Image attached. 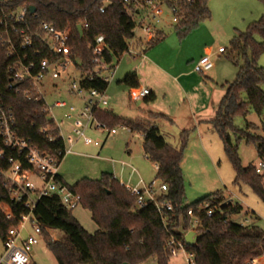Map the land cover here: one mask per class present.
Wrapping results in <instances>:
<instances>
[{
    "label": "trees",
    "instance_id": "obj_1",
    "mask_svg": "<svg viewBox=\"0 0 264 264\" xmlns=\"http://www.w3.org/2000/svg\"><path fill=\"white\" fill-rule=\"evenodd\" d=\"M24 1L36 7V24L46 21L58 29H70L71 54L76 66L82 70L81 87L106 91L109 79L103 75V70L115 67V56L126 50L133 37L135 19L130 5L124 0H17V3ZM260 1L264 4V0ZM209 2L169 0L178 8L179 20L175 27L181 40L212 18ZM79 25L82 26V33ZM100 34L111 44L112 51H95V40ZM164 37L165 31H161L160 37L153 40L149 48ZM36 44L41 47L39 42ZM29 52L32 56V51ZM263 53L264 14L231 40L229 58L238 67L237 77L227 83L226 92L210 123L222 139L236 169V182H247L264 199V174L257 172L256 164L243 166L239 155V142L245 139L255 144L258 156L264 160V124L260 126L246 119L252 111L258 115L264 111V66L259 64ZM36 58L54 59L55 56L42 48ZM14 59V56L8 55L6 46L0 40V100L14 111L18 134L42 151L58 156L62 162L66 154L65 140L59 126L45 110L46 101L36 100L35 93L27 98L24 93L8 87L10 66ZM103 64L107 68H103ZM120 82L127 88L139 87L137 72L127 73ZM155 99L156 94L151 92L145 97V102ZM92 111L97 120L111 130L116 126H126L131 132L142 134L145 155L157 164L155 180L168 186L167 192L158 197L160 200H170L174 209L168 211V221L164 222L153 201L140 207L137 196L112 173L104 172L98 179L84 177L74 186H70L58 174V180L80 195V205L91 212L92 219L98 225L96 231L89 232L73 215V209L63 204L59 195L42 196L33 212L43 228L44 241L59 264H145L151 258L156 259L157 264H170L172 255L168 242L172 237L182 240L186 249L195 254L196 264H251V260L264 255V228L257 223L233 221L232 216L241 213L244 206L226 199L223 190L191 203L186 201L182 162L192 130L182 132L180 145L174 146L153 119L128 118L100 106H94ZM153 114L165 117L162 113ZM236 116L245 118L244 126L236 124ZM11 158L29 166L23 154L7 149L6 158L0 160V168L8 169ZM2 203L11 207L14 217L6 216ZM206 203L209 206H205ZM190 209L193 210L191 215L188 213ZM209 209H213L212 215H208ZM28 212L29 208L13 199L0 172L2 238ZM196 219L199 222L194 226ZM54 229L62 232V236H52L51 230ZM190 230L196 231L197 239L193 245H188L185 239Z\"/></svg>",
    "mask_w": 264,
    "mask_h": 264
},
{
    "label": "rangeland",
    "instance_id": "obj_2",
    "mask_svg": "<svg viewBox=\"0 0 264 264\" xmlns=\"http://www.w3.org/2000/svg\"><path fill=\"white\" fill-rule=\"evenodd\" d=\"M209 7L212 18L204 22L209 26L208 29L201 37L195 39L192 35L191 37L194 39L189 37L188 41H184V39L181 41L171 13L166 11V20L162 24L165 37L155 46L160 56L164 57V62H156L150 51L146 53L152 61L160 66L172 64L182 67L188 66V60H185L186 54H198L204 44L212 46L215 67L205 74L209 76L213 74L217 86L225 91L227 83L234 81L238 73V67L229 58L231 40L239 31H245L250 23L261 18L264 14V4L260 0H210ZM220 47H225L226 52L219 53ZM140 58L141 56L132 57L126 54L119 62L115 61V68L103 70V75L109 79L105 94L110 99L109 104H100L101 108L125 117H131L141 111L140 106L144 100L142 98L134 100L130 95L129 88L120 82L127 73L122 74V66H137L140 63ZM259 64L264 66V53L259 58ZM176 73L178 71L173 72V74ZM81 75V68L71 64L62 77L48 82L46 87V98L50 105H53L57 100H65L68 103L66 108L53 106L52 110L61 125L67 147L73 144L72 149L65 154L59 166V173L70 186H74L78 180L84 177L98 179L104 172L114 174L124 184L135 186L136 182L133 180L140 176L135 174L131 177L132 168L123 166L122 163V161H127L136 166L143 177L148 176V184L153 182L157 175V169L155 163L145 157L141 133L116 126L118 133L111 134V129L108 127L93 126L86 129V135L93 140L100 141V145L86 144L83 139L76 138L77 136L73 133L74 121L64 118V113L67 112L69 106L73 105L77 108L73 115L77 116L78 111L85 105L88 92L72 91V83H79ZM224 85L225 87H222ZM158 117L151 112L148 118ZM246 119L261 126L264 124V111L261 115L252 111ZM235 122L242 127L246 120L242 116H236ZM163 131L166 133L167 139L177 146V142H173V133L167 132L166 129ZM258 133H261V130H258ZM69 136L75 137L73 143L68 141ZM195 142H197L196 139ZM194 144L190 141L187 145L182 163L186 201L191 203L212 192L223 190L226 199L232 198L233 201L244 206L241 213L232 216L233 221L242 224L257 223L264 228V199L247 182H236V169L228 157L218 133H216L215 141L211 143L209 150L201 149V145H197V147ZM239 155L243 166L257 164L260 161L255 144L247 142L245 139L239 142ZM72 212L89 232L97 230L98 225L92 219L88 209L78 205ZM51 232L55 238L62 236V232L58 230L54 229ZM23 233L25 234V232ZM4 249V241L0 235V257L4 253ZM186 257L187 252L180 250L177 255L171 256L169 263L187 264ZM32 260L36 264H59L43 239L33 247ZM145 264H157V261L151 258Z\"/></svg>",
    "mask_w": 264,
    "mask_h": 264
},
{
    "label": "built area",
    "instance_id": "obj_3",
    "mask_svg": "<svg viewBox=\"0 0 264 264\" xmlns=\"http://www.w3.org/2000/svg\"><path fill=\"white\" fill-rule=\"evenodd\" d=\"M124 2L131 7V13L135 19V28L126 50L121 55L115 56L114 62L116 60L119 62L126 54L132 57L141 56V61H144L147 58L146 52L150 43L160 37V32L164 31L162 24L166 20V11L171 13L176 24L179 20L178 8L170 4L169 0H124ZM31 7L32 5L27 1L17 3V0H0V27L2 29L0 30V40L6 46L8 55L15 57L10 66L11 75L8 87L24 93L27 98L33 97V93H35L36 100L44 99L46 101L45 110L59 126L62 134L61 125L52 110L53 106L66 108L68 103L65 100H57L53 105H50L46 98V87L48 82L62 77L69 66L75 64L71 54V31L69 28L58 29L54 24L46 21L36 24L35 20L38 18V13L37 10L32 12ZM38 42L41 47L36 44ZM94 47L97 53H102L105 50L112 51L111 44L106 41L103 34L96 37ZM42 48L55 58L38 60L36 56L41 54ZM226 50L225 47H220L218 52L224 53ZM29 51H32V56ZM102 66L107 68L105 64ZM214 66L215 62L212 55L205 54L196 62L194 69L197 72L205 73L213 69ZM72 91L78 93L85 91L88 92V95L84 107L78 111L77 116L73 115L77 108L71 105L64 113V118L74 121L73 133L77 136L76 138L83 139L86 144L100 145V141L93 140L86 135V129L93 126L105 127L103 123L97 120L92 108L100 104H109V97L105 91L83 89L80 81L79 83H72ZM150 93L151 90L144 86L130 89V95L134 100L145 98ZM122 128L130 131L126 126H122ZM110 133L116 134L118 130L114 128ZM0 141V160L6 158V150L10 149L23 154L29 165L25 166L24 162L11 158L8 169L0 168L13 199L22 202L29 208V212L23 214L18 224L12 225L3 237L5 249L0 257V264H33V247L41 239L44 240L43 228L33 212L39 199L44 195L57 194L66 207L74 209L81 204V197L69 185L57 179L61 164L59 157L42 151L30 140L18 134L14 111L2 100H0ZM68 141L73 143L75 137L69 136ZM72 146L73 144L67 147L65 141L66 153L72 149ZM256 167L258 173H263L264 160H260ZM141 182L142 185L135 186L122 182L121 184L137 196V203L140 207L145 206L148 201H153L163 221L167 222L168 211L174 209L173 203L170 200H160L158 197L159 194L167 192V184L155 179L149 184ZM205 206H209V203H206ZM1 207L8 218L14 217L8 204L2 203ZM188 213L193 214V210L190 209ZM212 214L213 209H209L208 215ZM198 222L199 220L196 219L194 226ZM52 236L54 235L52 234ZM168 244L171 247L172 256L177 255L180 250H185L187 252V264H196L195 254L186 249L182 240L172 237ZM254 260L250 261L251 264H254Z\"/></svg>",
    "mask_w": 264,
    "mask_h": 264
},
{
    "label": "crops",
    "instance_id": "obj_4",
    "mask_svg": "<svg viewBox=\"0 0 264 264\" xmlns=\"http://www.w3.org/2000/svg\"><path fill=\"white\" fill-rule=\"evenodd\" d=\"M208 27L207 24L203 23L200 27L193 30L184 41H188L187 39L192 35H194L195 39L201 37ZM155 46L148 48L147 51L152 53L156 62H164V57L160 56ZM205 54H211L213 57V47L204 44L198 54H186L185 60H188V66L178 67L172 64L170 66H160L155 61H152L149 55L144 61L140 59V63L137 66H122V74L125 72H137L139 86L148 87L151 92L156 94V99L151 102H145V98H142L144 102L140 106L141 111L128 118L149 117L151 112L162 113L165 117H158L153 120L160 125L165 136L164 129L173 133V142H177V146L180 144L182 132L192 130L189 142L195 143L194 145L196 146L201 145V149L209 150L211 143L215 141L217 133L212 127L210 120L215 117L218 104L226 90L224 91V89H220L217 86L213 74L209 76L203 72L195 71L196 62ZM177 71L178 73L173 74V72ZM195 139L197 142H195ZM122 163L123 166L132 168L131 177L135 174L140 176V178L133 180L136 185H142L141 181L148 184V176L145 175L143 177L136 166L127 161H122ZM155 165L157 169V164ZM254 264H264V255L255 259Z\"/></svg>",
    "mask_w": 264,
    "mask_h": 264
},
{
    "label": "water",
    "instance_id": "obj_5",
    "mask_svg": "<svg viewBox=\"0 0 264 264\" xmlns=\"http://www.w3.org/2000/svg\"><path fill=\"white\" fill-rule=\"evenodd\" d=\"M31 11L32 12H35L36 11V7L35 6H32L31 7ZM79 29H80V31H81V33H82V26L81 25H79ZM185 239H186V243L188 244V245H193L194 243H195V241H196V239H197V236H196V231H194V230H190L186 235H185ZM124 264H129V263H124Z\"/></svg>",
    "mask_w": 264,
    "mask_h": 264
}]
</instances>
